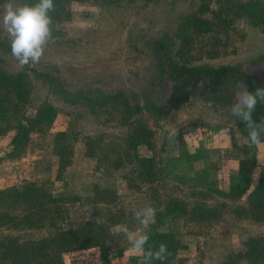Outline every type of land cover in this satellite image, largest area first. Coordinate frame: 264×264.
I'll list each match as a JSON object with an SVG mask.
<instances>
[{"label":"rangeland","instance_id":"rangeland-1","mask_svg":"<svg viewBox=\"0 0 264 264\" xmlns=\"http://www.w3.org/2000/svg\"><path fill=\"white\" fill-rule=\"evenodd\" d=\"M4 6L5 2L0 0V21ZM199 6L197 0L71 4V19L60 23L57 32L52 33L53 39L46 44L40 62L28 66L38 74L50 75L52 82L28 72L32 93L26 115L33 117L39 106L47 103L54 109L55 119L50 125L35 129L20 160L5 158L15 131L0 136V191L31 181L45 185L56 197L71 198L65 203L68 215L63 229H67L69 224L79 221L99 220L98 211L106 208L90 204L93 189L95 186L111 189L117 194L111 208L121 212L120 225L139 235L158 230L155 222L144 229L134 219L135 211L152 207L157 214L168 199L187 201L192 183H183L174 176L193 177L200 173L208 183L227 193L212 195L208 206L224 204L226 211L221 218L201 224L178 222L173 230L182 249L174 264H264V220L254 219L249 211L251 200L256 199V203L262 200L252 197V192L264 179V142L252 145L248 133L237 128L239 120L228 115L236 92L245 86L227 82L210 93L202 82L188 89V102L171 106L168 100L175 82L161 75L158 58L162 60L163 56L156 50V42L162 41L180 66H238L256 84L263 85L264 35L240 18L231 23H217L211 30L199 31L192 26L185 29L184 21L193 15L215 23L216 5L210 3L206 11H199ZM3 38L8 39L0 24V39ZM2 55L6 70L23 69L12 55ZM162 65L165 70L167 64ZM115 94H121L131 106L143 108L133 118L145 121L153 130L154 150L148 153L140 150V154L155 157V163L160 156L163 164L157 170L163 165L166 176L152 188L130 189L122 179L127 170L116 171L112 167V156L105 143H111L114 136L125 139L132 125L124 122L120 108L98 103L91 107L90 100L104 101ZM148 105L161 108L159 118L146 111ZM59 132L66 134V148L71 154V166L60 179L52 153L53 140ZM179 133H183L182 146L191 152L202 148L203 136L209 137L204 163L191 165L192 173L185 167L173 169L161 153L163 146L177 144L175 137ZM96 139L100 144L94 146L102 145L108 157L101 154V149H93L91 153L89 142ZM240 166L245 172L254 173L253 182L248 190L237 187L230 191L228 177L236 176ZM193 191L202 192L203 188L198 186ZM73 198L79 199L72 203ZM50 231L0 227V240L8 237L20 242L36 241ZM111 231L115 233V227ZM109 259L111 264H139L140 256L131 251L120 259L112 253Z\"/></svg>","mask_w":264,"mask_h":264},{"label":"trees","instance_id":"trees-1","mask_svg":"<svg viewBox=\"0 0 264 264\" xmlns=\"http://www.w3.org/2000/svg\"><path fill=\"white\" fill-rule=\"evenodd\" d=\"M124 0H54L55 10L50 13L52 17V33L57 32L60 23L69 21L71 13L69 7L73 3H90L112 5ZM136 1V0H132ZM200 4L199 11L209 9L210 3L216 5L214 14L215 23L202 20L193 15L184 21L185 29L190 26L199 31L211 30L218 23L234 22L236 18L244 19L252 26L261 30L264 35V0H197ZM8 2V0H1ZM16 5L36 3V0H13ZM182 28V30L184 29ZM156 50L162 54V60L158 58V68L161 75L173 78L175 84L168 100L169 105H181L189 101L188 89L200 83H205L208 92L223 87L227 82L231 84L242 83L249 91L255 92L258 85L254 80L242 71L238 66H219V67H187L180 66L170 55L162 41L156 42ZM0 54L11 55L10 41L0 39ZM3 56V55H2ZM162 63H166L164 70ZM5 62L0 57V136L15 131L11 140V150L5 156L9 160L22 159L27 151L31 134L38 126L50 125L55 119L54 109L47 103L42 104L36 110L33 117L26 115V108L31 97V87L28 72H32L36 78H41L49 83L52 77L48 74L41 75L37 71L23 67L21 71L10 72L4 68ZM162 66V67H161ZM27 70V71H26ZM91 107L104 106L110 104L115 109L124 112V122L132 125L130 132L125 139L113 138L111 143L106 145L112 156V167L116 170H127L122 175V179L130 189L140 190L143 187L152 185L166 176L165 169L157 167L163 164L159 156L156 162L153 156H142L140 150L152 152L154 150L153 130L140 119H134L135 114L141 113L139 105L131 106L121 95L105 97L104 101L90 100ZM146 111L156 114L159 118L161 108L148 105ZM264 116V104L258 103L253 113V119L257 122ZM134 119V120H133ZM237 128L247 133L243 122L239 121ZM264 141V136L261 137ZM67 136L64 132H59L53 140V157L56 159L57 178L63 177L67 168L71 166V154L66 148ZM91 153L93 149H101L100 152L108 157L102 145L94 146L99 140L89 142ZM164 146L162 152L164 153ZM205 152L204 148H199L193 153H189L185 146L179 147L178 157L168 159L167 164L174 168L185 167L187 172L192 173L191 165L193 162L201 160ZM256 165L255 159L252 166ZM168 167V165H166ZM165 168V167H164ZM188 173V174H189ZM253 172H245L240 166L239 173L228 177L230 191L239 187L241 190H248L253 182ZM183 183L189 182L192 186L191 193L187 196V201L179 199H168L160 212L155 216L156 229L154 233H146L149 236V244L158 247L160 243L167 245L171 253L165 264H174V261L182 249L180 242L174 232L175 226L179 221L186 223L201 224L212 219L221 218L226 211L224 204L214 208L208 206L207 201L214 194L226 195L225 190H218L208 183L204 175L197 173L193 177L174 176ZM202 186L203 191H193L196 187ZM227 191V189H226ZM93 198L90 204L104 206L98 211L99 220L79 221L76 224H69V228L63 229L67 222L68 211L65 203H69L71 198L64 196H54L50 190L37 182H26L15 184L12 187L0 191V227H11L17 230L50 229L51 231L43 238L36 241L20 242L16 238H3L0 240V264H111L110 255L115 253L120 259L124 253H129V244L123 235H116L111 231L113 227L120 225L121 215L112 210L111 205L117 200V194L111 189H101L95 186ZM156 197L159 198L158 192ZM263 193V195H262ZM252 197H262L258 203L250 201V215L260 221L264 220V179H260L258 186L252 192ZM79 198H73L72 203ZM260 200V199H259ZM227 210L229 208L227 206ZM17 213V214H15ZM159 228L163 229L162 231ZM147 247V246H146ZM152 264H160L153 261Z\"/></svg>","mask_w":264,"mask_h":264},{"label":"clouds","instance_id":"clouds-1","mask_svg":"<svg viewBox=\"0 0 264 264\" xmlns=\"http://www.w3.org/2000/svg\"><path fill=\"white\" fill-rule=\"evenodd\" d=\"M54 10V0H36L32 5H16L13 0H8L5 4L0 24L10 41L11 55L20 68L35 65L43 57L46 44L53 39L50 13ZM235 95L236 99L231 104L228 115L243 122L250 143L259 145L264 142L261 139L264 136V116L257 122L253 119V113L258 103L264 104V88L258 87L255 92H251L244 87ZM256 178L258 177H254ZM155 215V209L147 207L135 211L134 219L147 229L155 222ZM114 234L123 235L130 246L129 251L139 254V264H152L154 260L165 264L171 254L165 243H160L158 247L149 244L147 234L137 235L127 226L117 225Z\"/></svg>","mask_w":264,"mask_h":264},{"label":"crops","instance_id":"crops-1","mask_svg":"<svg viewBox=\"0 0 264 264\" xmlns=\"http://www.w3.org/2000/svg\"><path fill=\"white\" fill-rule=\"evenodd\" d=\"M209 141V137L208 136H203L202 138V141H201V145H202V148L206 149L208 148L207 146V143ZM175 142H177L176 145H173V147H167L165 148L164 150V153L162 154V156L166 155V158L163 157V159H174L176 157H178V153H179V147L182 146L184 144L183 142V133H179L177 137H175ZM172 144V143H171ZM170 145V144H169ZM188 150V149H187ZM196 150L194 151H188L189 153H193L195 152ZM147 152V151H146ZM148 153V152H147ZM204 163V159L202 158L201 160H198V161H195L192 163V167L193 166H198L200 164H203Z\"/></svg>","mask_w":264,"mask_h":264}]
</instances>
